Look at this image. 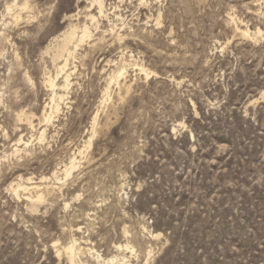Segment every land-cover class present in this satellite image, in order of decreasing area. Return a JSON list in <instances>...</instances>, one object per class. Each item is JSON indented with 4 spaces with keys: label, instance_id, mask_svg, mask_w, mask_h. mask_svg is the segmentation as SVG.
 <instances>
[{
    "label": "rangeland",
    "instance_id": "obj_1",
    "mask_svg": "<svg viewBox=\"0 0 264 264\" xmlns=\"http://www.w3.org/2000/svg\"><path fill=\"white\" fill-rule=\"evenodd\" d=\"M24 1L0 0V264H71L73 237L97 251L86 264H264V0H104L98 25L93 0H29L17 20L7 7ZM71 22L93 37L40 125L44 67L56 75L43 51ZM28 177L42 202L14 193Z\"/></svg>",
    "mask_w": 264,
    "mask_h": 264
},
{
    "label": "bare ground",
    "instance_id": "obj_2",
    "mask_svg": "<svg viewBox=\"0 0 264 264\" xmlns=\"http://www.w3.org/2000/svg\"><path fill=\"white\" fill-rule=\"evenodd\" d=\"M93 3L97 4V14L93 13L92 11L89 12L86 15V19L91 22V24H99V19L107 18L108 15V9L106 8L107 5H105L104 0H93ZM93 5V4H92ZM31 6L29 5V0H25L22 5H19L17 2L13 3L12 5H8L7 10L8 12L16 11L14 13V17L19 20L21 18V11L29 9ZM20 10V12H18ZM229 23L233 22L235 24V31L237 33H240L242 36L246 38H255V35L259 33L258 30L257 33H251L248 26H244L243 22L233 15L229 13ZM73 16H71L72 18ZM118 19H122L119 15L116 16ZM159 17H161V14H159ZM160 19V18H159ZM158 21V20H157ZM18 22V21H17ZM232 24V25H233ZM115 28V27H114ZM97 29V27H96ZM118 35V34H117ZM93 37L92 28L90 25L85 22L83 24H73L72 22L66 28L65 30L61 31V33L54 35V37L50 40V42L45 46L43 54L48 55L50 57V61L53 65V67L56 70V75L53 76L47 71V66L44 67V84L47 87V91L50 92L49 102L46 103L44 106V109L42 110V115L39 117V123L44 125H49L52 122L53 117L58 114L61 110V105L66 99V95L63 92H66V90L71 86V73L68 72V62L70 58L74 57L79 46L91 39ZM118 37V36H117ZM1 54V52H0ZM135 64V63H134ZM139 65V64H137ZM140 66V71L144 73L146 76H149L152 71H149L146 69L143 65ZM125 67L122 68L121 72L117 75L110 76L112 84L113 80L116 81L117 84L120 83V80L122 77H124L125 74ZM108 84V85H110ZM109 92L108 89L105 92L107 98H109ZM105 96V95H104ZM106 100V98H105ZM34 116L35 114H28L26 112H21L18 114V119L20 121L25 120L27 124L29 125V128L31 129L35 128L34 125ZM98 114L95 113V116L93 118L92 123V133L89 137V139L86 141V145L89 146L92 145L93 137L95 135V123L97 122ZM34 119V120H33ZM25 124V123H24ZM43 125V126H44ZM44 126V127H46ZM45 134V130L43 129L41 131L42 137ZM18 145L21 146H29V141H25L24 138L21 136L18 139ZM88 146V147H89ZM86 147V146H85ZM84 147V148H85ZM79 154L82 153L81 151H78ZM77 156L74 155L70 158V161L67 163H63V166H61V171L66 174V178H68L69 175H71L72 171L77 167L78 161ZM22 177V176H21ZM23 178H20V181ZM25 180V179H24ZM17 182L16 185H10L14 191V193L19 196H24V198L27 201L31 202H42L44 200V195L41 192V187L36 182L33 181V178L28 177L25 181ZM46 181L47 177H42V181ZM52 187V186H51ZM49 188V187H48ZM47 188V189H48ZM79 230V229H78ZM157 236V235H154ZM56 243V242H55ZM84 246V245H83ZM86 247V246H85ZM89 247V246H88ZM87 248V247H86ZM116 248L118 250H128L134 253L136 250L134 249V246H131L129 243L125 245L118 244L116 245ZM65 253L70 261L71 264H86L81 258L80 254L83 253L84 250H87L90 252L92 256L97 253L96 250H94L93 247L85 249L82 247L81 243L79 242V239L76 237H73L72 241L64 247ZM86 252V251H85ZM84 252V253H85ZM59 253V252H58ZM60 254V253H59ZM151 252L148 253V257H150ZM97 259L100 262V264H113L114 262H117L120 264V262L126 263V257L123 256L122 258L119 257H112L109 259H104L102 256L97 254ZM149 260V259H148ZM147 260V261H148Z\"/></svg>",
    "mask_w": 264,
    "mask_h": 264
}]
</instances>
